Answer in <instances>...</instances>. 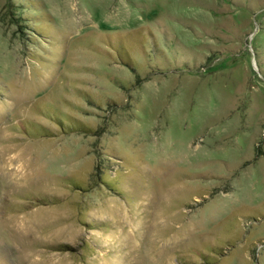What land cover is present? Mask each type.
I'll use <instances>...</instances> for the list:
<instances>
[{
  "label": "rangeland",
  "instance_id": "rangeland-1",
  "mask_svg": "<svg viewBox=\"0 0 264 264\" xmlns=\"http://www.w3.org/2000/svg\"><path fill=\"white\" fill-rule=\"evenodd\" d=\"M0 264H264V0H0Z\"/></svg>",
  "mask_w": 264,
  "mask_h": 264
}]
</instances>
